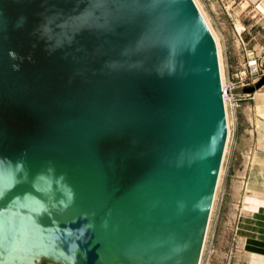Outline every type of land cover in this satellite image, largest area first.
Masks as SVG:
<instances>
[{
    "label": "water",
    "instance_id": "obj_1",
    "mask_svg": "<svg viewBox=\"0 0 264 264\" xmlns=\"http://www.w3.org/2000/svg\"><path fill=\"white\" fill-rule=\"evenodd\" d=\"M226 136L193 0H0V264H198Z\"/></svg>",
    "mask_w": 264,
    "mask_h": 264
},
{
    "label": "crops",
    "instance_id": "obj_2",
    "mask_svg": "<svg viewBox=\"0 0 264 264\" xmlns=\"http://www.w3.org/2000/svg\"><path fill=\"white\" fill-rule=\"evenodd\" d=\"M241 1L257 16L247 26L250 34L248 46L260 52L264 47V0ZM251 39L255 40L254 44ZM237 52L236 60L233 53L226 54L228 67L235 68L242 58L241 50ZM234 128L236 139L232 148L235 153L230 172L234 186L231 196L233 199L241 196V202L232 224L237 250L230 264H264V86L241 102ZM248 149L252 156L247 163L243 154ZM234 205L228 204V208L232 210ZM225 222L228 223V217Z\"/></svg>",
    "mask_w": 264,
    "mask_h": 264
},
{
    "label": "rangeland",
    "instance_id": "obj_3",
    "mask_svg": "<svg viewBox=\"0 0 264 264\" xmlns=\"http://www.w3.org/2000/svg\"><path fill=\"white\" fill-rule=\"evenodd\" d=\"M197 1L217 35L224 71L225 74H227L228 70L231 71L234 68L228 67L225 59L226 54L229 55L230 53H233V59L236 60L238 55L237 50H240L238 43L236 42V28L240 29L242 37L248 42L250 34L247 26L254 22L257 19V16L253 14L254 11L251 10L250 7H247L241 0ZM250 41L252 44L255 42L254 39H251ZM263 86L264 84L259 88ZM259 88H256L254 91ZM239 107L236 109L235 118H233V111L228 109L229 132L228 136H226V138L228 137L225 148L226 150L224 151L221 162V171L219 172L220 178L218 179L219 182L215 190V196L213 197L212 209L208 220L199 264H230L232 262L233 253L237 250V241L235 240V233L232 224L235 222L239 213L241 196L237 197V199H233L231 196L234 181L231 180L230 172L232 169V155L235 153V149L232 148L236 139V129L234 128V125L237 120V115L239 114ZM250 151L248 149L243 154L246 157L245 161L247 163L251 160L252 153ZM233 203L235 205L231 210L228 208V204H231L233 207ZM227 217L228 223L225 222ZM38 264L59 263L42 257L38 261Z\"/></svg>",
    "mask_w": 264,
    "mask_h": 264
},
{
    "label": "built area",
    "instance_id": "obj_4",
    "mask_svg": "<svg viewBox=\"0 0 264 264\" xmlns=\"http://www.w3.org/2000/svg\"><path fill=\"white\" fill-rule=\"evenodd\" d=\"M236 42L243 54L242 58L237 62L234 69L227 71L220 83L225 114L227 112L226 116L228 117V109H230L233 111V118H235L236 109L240 106L242 100L252 94L243 92L240 89L255 82L264 73V47L258 52L253 47L248 46L247 40L242 37L240 29L237 28ZM228 123L227 133L229 132Z\"/></svg>",
    "mask_w": 264,
    "mask_h": 264
},
{
    "label": "bare ground",
    "instance_id": "obj_5",
    "mask_svg": "<svg viewBox=\"0 0 264 264\" xmlns=\"http://www.w3.org/2000/svg\"><path fill=\"white\" fill-rule=\"evenodd\" d=\"M194 2H195V4H196V6H197V8L199 9V12L201 13V15H202V17H203V19H204V21H205V23H206V25H207V27H208V29L210 30V32H211V34H212V36H213V38H214V41H215V44H216V49H217V58H218V68H219V78H220V83L223 81V79H224V76H225V71H224V66H223V62H222V59H221V52H220V44H219V41H218V38H217V35H216V33L214 32V30L212 29V27H211V25H210V22H209V20H208V18H207V16L205 15V13H204V11H203V9L201 8V6H200V4H199V2L197 1V0H193ZM224 104V103H223ZM225 110V109H224ZM227 115V112H226V114H225V116ZM229 116V115H228ZM226 122L228 123V117L226 116ZM229 124V123H228ZM229 130V129H228ZM227 135H228V133H227ZM226 142H227V138H226V141H225V147H224V149H223V154H224V151L226 150L225 148H226ZM223 154H222V158H223ZM221 162H222V159H221ZM221 171V164H220V168H219V172ZM219 174L220 173H218V177H217V182H216V186H215V190H216V187H217V184H218V179L220 178L219 177ZM215 196V191H214V194H213V197ZM214 199V198H213ZM215 201V200H214ZM212 202H213V200H212ZM211 209H212V204H211ZM211 209H210V213H211ZM210 213H209V217H210ZM208 220H209V218H208ZM210 224V223H209ZM207 226H208V223H207ZM209 228V227H208ZM206 229H207V227H206ZM206 234V233H205ZM204 239H205V236H204ZM203 244H204V241H203ZM202 249H203V245H202ZM201 253H202V250H201ZM37 258V257H36ZM36 258L34 259V258H32L29 262L30 263H32V264H34L35 263V261H36ZM30 263H28V264H30ZM200 263V259H199V262H198V264Z\"/></svg>",
    "mask_w": 264,
    "mask_h": 264
}]
</instances>
